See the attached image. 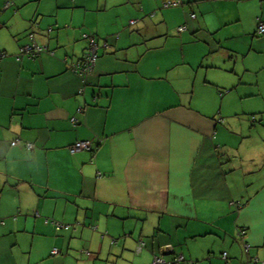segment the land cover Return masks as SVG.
I'll list each match as a JSON object with an SVG mask.
<instances>
[{
  "label": "crops",
  "instance_id": "0c3cea01",
  "mask_svg": "<svg viewBox=\"0 0 264 264\" xmlns=\"http://www.w3.org/2000/svg\"><path fill=\"white\" fill-rule=\"evenodd\" d=\"M260 21L264 0H0V264L263 260L264 135L223 110L264 113ZM30 36L53 54L17 61Z\"/></svg>",
  "mask_w": 264,
  "mask_h": 264
},
{
  "label": "built area",
  "instance_id": "2783aa9c",
  "mask_svg": "<svg viewBox=\"0 0 264 264\" xmlns=\"http://www.w3.org/2000/svg\"><path fill=\"white\" fill-rule=\"evenodd\" d=\"M178 3L177 2H167L164 4L165 8L168 7H174L177 6ZM9 6V3H6V7ZM190 17L193 19L195 16L194 14H191ZM135 21L131 20L129 22L130 25L134 24ZM185 30V26H179L177 28V32H182ZM257 35H264V23L263 22H259L257 25ZM31 42L30 44L24 46L23 48L20 49L19 54L16 56V60L19 61L21 59V57L25 56L27 58H35L37 56H39L40 54H49L52 55L53 52L50 51L48 49L47 46H41L36 44L33 41V37L30 36ZM87 43V48L84 52V54L82 55L81 59L76 62L73 67L72 70L82 79L83 82H85L87 80V78L92 74L94 66H95V62L97 60L98 57V44L95 42V40L93 38H89ZM82 91H79L80 94ZM71 123L75 124L76 120L75 118H71ZM221 121V120H220ZM20 142L19 140H15L13 142H11L12 146H17L19 145ZM92 145L93 142L90 140H86V141H78L75 142L74 144H72L69 147V152L70 153H76V152H81V151H91L92 149ZM25 148H27L28 150L33 149V146L31 143L26 142L25 143ZM0 224H3L2 221H0ZM53 225L55 227V229L60 230V229H66L68 228L67 225L61 224V223H57V222H53ZM243 232H239V236H242ZM144 247V244L142 241H140L137 246H136V253H139ZM243 248V252L247 253L249 250V245L248 244H243L242 245ZM166 252H172V247L171 246H167L164 248ZM59 251L54 248L51 251V254L56 255L58 254ZM224 260L227 257V254L224 252L222 253L221 256ZM252 263H258V264H264V259L261 261H258L257 259H251ZM151 264H193L191 261H187L184 256L182 254L176 255L171 261L167 262L166 260H164L161 257L158 256H154Z\"/></svg>",
  "mask_w": 264,
  "mask_h": 264
},
{
  "label": "rangeland",
  "instance_id": "374dc122",
  "mask_svg": "<svg viewBox=\"0 0 264 264\" xmlns=\"http://www.w3.org/2000/svg\"><path fill=\"white\" fill-rule=\"evenodd\" d=\"M133 2H135V1H133ZM171 2H173V1H171ZM161 8H162V4H161ZM160 12H161V10L158 9L155 15H160ZM151 17H153L152 14H151ZM165 27L166 26H165V24L163 22L162 25L160 26V28H161V30H164ZM168 29L169 30H173V31L175 29V31H177L176 28H172L171 29L170 27H167V30ZM177 33H179V32H177ZM202 45L206 46L207 43H202ZM171 46L177 47L179 45H178V43H176L175 41L172 40V45ZM185 46H189V44H186ZM244 78H246V75L244 76ZM242 84H243V82H242ZM248 89H250V88H248ZM226 90L229 91L228 94H231L232 93V90L231 89L228 88ZM227 95H225L224 97H226ZM229 99H231V97ZM246 103H247V99L246 98H243L242 99V98H239L238 96L235 95V101H234V103L229 104L227 107H224L223 110L227 114L237 113V115L234 116V117H232V120H231L234 127L242 126L245 129H249V127L252 125V122L255 120L254 122H257V124L259 126L258 127V132L257 133L256 132L251 133V137H250V141H249V142H255V141H258L257 138H260L261 135H264V113H261V114H258V115H254L253 116V119L251 118V116L242 115V112L241 111L246 106H248V105L251 106L250 103H247V105H246ZM256 104L259 105V103H256ZM250 122H251V124H250ZM251 154H252V152H251Z\"/></svg>",
  "mask_w": 264,
  "mask_h": 264
},
{
  "label": "trees",
  "instance_id": "16d2710c",
  "mask_svg": "<svg viewBox=\"0 0 264 264\" xmlns=\"http://www.w3.org/2000/svg\"><path fill=\"white\" fill-rule=\"evenodd\" d=\"M32 144V143H31ZM32 146H33V144H32ZM34 148V147H33ZM27 149V148H26ZM32 150V149H31Z\"/></svg>",
  "mask_w": 264,
  "mask_h": 264
}]
</instances>
